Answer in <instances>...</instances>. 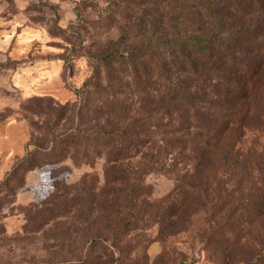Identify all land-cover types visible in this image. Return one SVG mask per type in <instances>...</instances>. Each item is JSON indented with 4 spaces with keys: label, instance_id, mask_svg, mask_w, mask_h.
I'll list each match as a JSON object with an SVG mask.
<instances>
[{
    "label": "rangeland",
    "instance_id": "1",
    "mask_svg": "<svg viewBox=\"0 0 264 264\" xmlns=\"http://www.w3.org/2000/svg\"><path fill=\"white\" fill-rule=\"evenodd\" d=\"M197 13L195 0H0V264H264L256 158L249 180L216 177L190 151L218 79L207 88L166 54L131 60L158 38L202 32ZM114 53L127 62L101 66ZM98 74L102 88L84 89ZM261 105L239 147L264 159V95ZM73 127L135 131L129 182L107 178L117 166L102 143L51 158Z\"/></svg>",
    "mask_w": 264,
    "mask_h": 264
},
{
    "label": "trees",
    "instance_id": "2",
    "mask_svg": "<svg viewBox=\"0 0 264 264\" xmlns=\"http://www.w3.org/2000/svg\"><path fill=\"white\" fill-rule=\"evenodd\" d=\"M195 5L198 11L197 19H200L203 25L202 32L174 40L158 38L157 45L148 44L135 50L131 60L134 54L139 52L155 58L166 54L169 59L178 57L177 69L180 73L195 75V78L203 76V85L207 88L211 87V78L218 79L221 88L218 89L216 98L209 103L211 114L196 113L191 154L194 158L208 159L217 164L218 167L214 168V171H217L216 177L220 176V172L233 174L240 170L243 171L245 179L249 180L253 171L260 167L258 171L263 177L262 197H256L255 200L258 199V202L263 204V155L253 150L245 156L239 145L245 136V130L252 126V122L258 125L262 115L264 81L261 77L262 67L258 52L262 49L260 42L264 37V0H195ZM114 61L125 64L127 59L119 53H114L102 57L100 63L103 66ZM97 70L99 73L100 67ZM137 74L135 71V75ZM99 80L98 74L96 79L86 81L84 89H101ZM187 82L184 81L185 84ZM197 89L195 87V94L199 92ZM109 90L110 88H103L102 92ZM160 107L161 105H153L152 109ZM135 136L136 133L132 130H83L82 127H73L68 130L66 136L57 137L52 141L54 149L59 148V152H54L51 158L66 157L68 149L86 151L89 143H102L111 148L107 162L117 166L116 169L111 167L106 172L107 178L112 183L126 184L131 173L122 168L125 167V162L133 157L131 152H135L140 145ZM32 146L34 149L30 150V158L41 157L40 150H37L35 145H31V148ZM252 154L257 161L254 169L250 162ZM61 162L59 159L51 160L48 165ZM119 168L122 171H119ZM138 188L139 186L132 185L130 192L135 193ZM252 197L251 195L250 198ZM217 198L219 196L214 195L213 202ZM252 201L253 199L247 202ZM125 206H130V202H126Z\"/></svg>",
    "mask_w": 264,
    "mask_h": 264
}]
</instances>
